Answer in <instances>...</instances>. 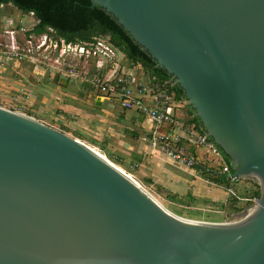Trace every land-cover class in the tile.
I'll list each match as a JSON object with an SVG mask.
<instances>
[{
    "label": "water",
    "instance_id": "95a60500",
    "mask_svg": "<svg viewBox=\"0 0 264 264\" xmlns=\"http://www.w3.org/2000/svg\"><path fill=\"white\" fill-rule=\"evenodd\" d=\"M90 1L183 90L232 175L258 181V205L182 217L81 139L0 104V264H264V0Z\"/></svg>",
    "mask_w": 264,
    "mask_h": 264
},
{
    "label": "rangeland",
    "instance_id": "374dc122",
    "mask_svg": "<svg viewBox=\"0 0 264 264\" xmlns=\"http://www.w3.org/2000/svg\"><path fill=\"white\" fill-rule=\"evenodd\" d=\"M19 21H23L25 27L32 28L36 19L30 13H22L12 4L0 5V41L7 40L3 33L7 23L15 25ZM18 42L21 50L27 54L21 60H13L7 65L3 78L6 85L0 84L4 86L0 88L1 105L9 108L14 105L24 113L81 139L91 147L101 149L109 161L132 174L164 207L182 217L223 222L235 216L236 213H228V208H220V203L227 197L224 188L211 185L200 178L193 185L181 182L183 184L180 186L179 182L168 178L164 170L159 172L149 169V164L146 165V161L141 160L138 153V135H141L142 140L146 131L141 134L140 127L135 125L137 118L131 116L134 113L122 108L115 97L102 99L100 106L95 105L88 84L64 75L66 69L72 66L95 75L102 65L99 59L73 55L72 51H66L61 56L57 51L49 52L44 57L43 52L37 48L38 36L27 43L25 37L18 34ZM42 62L54 65L51 77L41 69ZM122 62L127 64L124 56ZM20 88H23L24 93L18 91ZM13 95L17 99L12 102ZM181 111L184 112L183 109ZM175 114L180 117L178 108H175ZM136 116L147 124L146 118ZM122 119L126 122L121 121ZM207 157L211 159L214 155L207 154ZM134 162L137 163L136 167L133 166ZM247 179L259 184L255 179ZM246 186L251 187V183ZM246 186L241 182L239 188H248ZM189 194L194 199L189 198ZM249 205L250 203L247 206Z\"/></svg>",
    "mask_w": 264,
    "mask_h": 264
},
{
    "label": "built area",
    "instance_id": "2783aa9c",
    "mask_svg": "<svg viewBox=\"0 0 264 264\" xmlns=\"http://www.w3.org/2000/svg\"><path fill=\"white\" fill-rule=\"evenodd\" d=\"M18 23L12 25L11 22H8V27L6 26L3 30L7 40L0 41V84L3 82L7 65L13 60H21L23 55L27 54L19 46L18 34L23 35L27 43L38 36L37 48L43 52L44 57L49 52L57 51V54L61 56L66 51H72L73 55L80 57L97 58L102 65L99 66L100 71L98 70L95 75L74 66L67 68L64 75L74 81L89 84L94 98L99 97L100 102L102 99L115 97L122 108L135 110L144 116L151 123V127L142 139L152 149L163 154L172 162L187 169L195 168L194 157L183 145V142H187L204 149L207 154L216 156L222 162L219 171L227 173L230 182L237 180L229 173V166L223 161L224 158L215 143L204 133L197 131L192 123H187L176 116L175 108L179 104L174 100L169 80L160 79L155 74L144 71L137 64L129 65L127 63L125 65L122 62L123 55L103 37L94 36L89 41L66 42L63 38L56 36L50 27L43 33L35 34L30 31V28L23 25V21ZM40 67L46 71L49 77L55 69L53 64L45 62H42ZM18 91L24 93L23 88ZM11 98L12 102L17 99L15 95ZM11 108L24 113L14 105H11ZM93 148L105 157L101 149ZM133 166L136 167L137 163L134 162ZM199 172H201V168H198ZM128 175L134 178L132 174L128 173ZM226 192L234 194V189L229 186ZM247 200L250 201V205L247 206L249 208L258 205L259 197L253 196ZM229 220L231 219L225 221Z\"/></svg>",
    "mask_w": 264,
    "mask_h": 264
},
{
    "label": "trees",
    "instance_id": "16d2710c",
    "mask_svg": "<svg viewBox=\"0 0 264 264\" xmlns=\"http://www.w3.org/2000/svg\"><path fill=\"white\" fill-rule=\"evenodd\" d=\"M2 4H12L22 13H32L36 22L30 28V31L35 34L43 33L50 27L54 30L56 36L63 38L66 42L89 41L94 36L106 37L109 44L125 57L129 65L137 64L144 71L155 74L160 79L169 80L170 78L165 70L156 65V62L149 54L133 42L132 38L121 28L113 17L99 6L92 5L90 0H0V5ZM89 88L91 89L90 86ZM171 90L174 94L175 102L189 116L185 121L192 123L197 131L203 133L199 119L193 109L183 103L185 100L183 90L179 86L172 84ZM92 95L95 103L93 92ZM217 148L229 166V173L232 174L233 166L230 160L218 146ZM202 173L211 175L212 181L224 188L225 192L229 186H232L233 189L236 187L234 194H228L226 192L227 197L225 201L220 203V208L224 210L228 208L230 210L228 213L241 211L250 203L247 200L248 198L253 196L259 197V184L247 178L230 182L227 173L210 172L206 168H202ZM241 182L245 186L251 183V187L246 186L248 188L243 187L240 189ZM189 198L194 199V196H190L189 194ZM204 202L207 203L208 201Z\"/></svg>",
    "mask_w": 264,
    "mask_h": 264
},
{
    "label": "crops",
    "instance_id": "0c3cea01",
    "mask_svg": "<svg viewBox=\"0 0 264 264\" xmlns=\"http://www.w3.org/2000/svg\"><path fill=\"white\" fill-rule=\"evenodd\" d=\"M1 84L6 85L4 83V81L1 82ZM0 88H4V86H0ZM100 105H101V103H100ZM176 108H178L180 110V118H182L183 120H186L189 118V116L186 113L181 111L180 105H177ZM128 110H130L131 112L134 113V114H131V116L137 118L138 122L135 123V125H138V127H140L141 134L145 131L147 132L149 130V128L151 127V123L147 119H146L147 124L143 123V121H141L138 118V116H136V115H141V114L137 113L135 110H132V109H128ZM121 121L126 122L123 119ZM135 134L138 135L136 132H135ZM138 136H139V144H140V148L138 150L139 157H141L140 158L141 160L146 161V165L149 164L148 168L152 169V171L162 172V170H164L165 171L164 174H166V176H168V178H170L172 181L179 182L180 186L183 184L181 182H186V183H189V185H193V182H195V181L198 182L199 178H200V179H202V181H206L207 183H209L211 185L219 187V185H217L216 183H214V181H212L211 175L202 173V168H206L207 170H210V172L211 171L212 172L215 171L217 173L220 172L219 169L221 167L220 165L222 164V162L219 161L216 158V156H214V158L208 159L207 153L205 152L204 149H202L200 147H196L193 144L183 142V145L185 146L187 151L190 152V154L194 157L195 162H196L195 168L187 169L185 167L177 165L176 163L172 162L170 159L165 157L163 154L152 149L147 144L146 141H144L143 139L141 140V135H138ZM223 161H225V160H223ZM198 168H201V172H199V173H198ZM176 169H179V170H176ZM198 175H201L202 177H200ZM208 187L210 189H212V186L209 185ZM225 194H227V193L225 192Z\"/></svg>",
    "mask_w": 264,
    "mask_h": 264
},
{
    "label": "bare ground",
    "instance_id": "6f19581e",
    "mask_svg": "<svg viewBox=\"0 0 264 264\" xmlns=\"http://www.w3.org/2000/svg\"><path fill=\"white\" fill-rule=\"evenodd\" d=\"M103 156V155H102ZM105 158L107 159V157L105 156ZM107 160H109V159H107ZM111 162V161H110ZM114 164V163H113ZM115 165V164H114ZM117 166V165H116ZM117 167H119V166H117ZM120 168V167H119ZM123 172H125L126 174H128L125 170H123L122 168H120Z\"/></svg>",
    "mask_w": 264,
    "mask_h": 264
}]
</instances>
